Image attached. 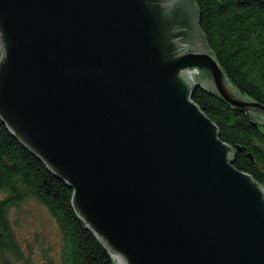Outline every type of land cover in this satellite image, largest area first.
<instances>
[{"label":"water","instance_id":"1","mask_svg":"<svg viewBox=\"0 0 264 264\" xmlns=\"http://www.w3.org/2000/svg\"><path fill=\"white\" fill-rule=\"evenodd\" d=\"M194 0H0V119L115 264H264V187L191 100L264 126Z\"/></svg>","mask_w":264,"mask_h":264},{"label":"trees","instance_id":"2","mask_svg":"<svg viewBox=\"0 0 264 264\" xmlns=\"http://www.w3.org/2000/svg\"><path fill=\"white\" fill-rule=\"evenodd\" d=\"M198 27L235 90L264 106V0H194ZM191 100L234 151L233 166L264 187V134L227 103L195 89ZM72 190L29 152L0 119V252L17 253L8 211L32 199L54 219L62 238L61 264H115L76 216Z\"/></svg>","mask_w":264,"mask_h":264},{"label":"rangeland","instance_id":"3","mask_svg":"<svg viewBox=\"0 0 264 264\" xmlns=\"http://www.w3.org/2000/svg\"><path fill=\"white\" fill-rule=\"evenodd\" d=\"M261 132L264 134V126ZM8 221L17 254L0 252V264H61L62 238L44 206L26 200L8 211Z\"/></svg>","mask_w":264,"mask_h":264}]
</instances>
